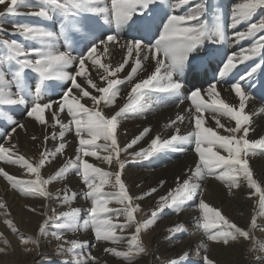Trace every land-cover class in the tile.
Instances as JSON below:
<instances>
[{
    "label": "snow or ice",
    "instance_id": "snow-or-ice-1",
    "mask_svg": "<svg viewBox=\"0 0 264 264\" xmlns=\"http://www.w3.org/2000/svg\"><path fill=\"white\" fill-rule=\"evenodd\" d=\"M165 3L175 12L181 6L192 4V0H175L174 3L173 0H110V4L107 0H37L36 4L29 0H0V5L4 6V10L0 11V18L5 15H30L51 20L53 14L59 13L67 21L74 20L80 13H90L103 17L104 24L114 25L116 29L102 38L92 39L86 51L79 55H74L71 46L67 44L64 50H60L56 46L57 34L43 25L12 23L13 35L35 42L38 45L35 47L16 39H5L0 35V64L7 63L9 66L7 71L0 66V115L6 106H25L27 117L39 124L42 130L59 127L58 134L53 131L49 135L44 131L41 142L43 150L39 152V159L33 160L20 153L18 145L12 139L17 129H25L26 125L13 121L15 126L6 135V143H0V162L18 166L30 178L23 179L10 174L4 167H0V177L25 197L39 198L42 201L56 199L62 205H70L78 195L90 201L87 219L83 223L78 220L81 209L77 207L59 213L52 209L50 215L47 211L41 213L45 218L39 225L38 236L45 235L51 225L54 229L51 235L57 242L56 254L64 257L60 264H99L98 258L91 252L84 254V248L89 246L87 241L69 239L67 236L68 233L74 234L88 229L96 241L91 247H102L105 254L131 264L137 256L147 253L141 235L156 224L159 215L165 209H171L178 214L186 202L195 201L197 197V228L202 230L206 241L200 245L203 249L202 264H216L209 255L210 244L230 246L238 240L249 241L254 246L257 244L254 231L258 227L257 217L264 215V183L255 177L249 157L264 153V135L253 139L249 134L253 131V116L264 114V107L259 109V113L246 111L250 100L246 81L251 80L258 71L264 70V35H259L250 47L227 54L226 59L221 60L218 76L206 88H196L189 95L182 96L184 85L181 75L191 64L190 57L193 53H198L205 42L220 44L227 37L221 15L216 14L214 26L209 28L202 19L206 11L205 4L196 2L184 14H169L166 11L167 19L162 22L163 27L154 42L146 44L142 38L121 40L119 30L126 26L131 27L135 23L134 17L144 16L153 6L164 9ZM22 7L29 11L20 12ZM260 9H264V0H239L232 5L229 26L235 30L242 23L247 24L246 30L232 33L233 42L239 44L240 41L255 38L258 33L264 32V16L253 22L254 15ZM139 30L151 31V24L146 22ZM5 31L0 24V33ZM110 46H118L124 51L122 62L115 66L102 62V58H108ZM257 56H262L261 62L255 63L238 78H232L240 64ZM143 61H154V70L145 77L136 79L138 73L144 71ZM89 64L95 70L100 83L87 74L86 65ZM126 66L131 70L120 78L119 74ZM70 67H74L75 71H68ZM26 70L35 73L37 77L31 87L24 80ZM78 77H82L84 83L94 91L86 90L82 83L77 82ZM49 81H69L71 87L63 92L59 101L45 102L48 89L53 86L47 83ZM125 84L130 88L127 102L113 115L106 114L104 109L115 104L120 88ZM221 85L222 90L234 94L238 103L221 97V90L218 89ZM149 90L167 93L178 102L177 106L185 100L190 101L191 107L187 110V115L190 117L192 130L187 135L180 134L177 125L183 123L185 115L178 113L175 119L165 125L176 129L169 138L156 135L150 139L148 147L136 151L134 146L151 132L150 127H144L139 135L121 147L118 143L119 120L129 111H145L143 97ZM86 98L91 106L82 103ZM46 111L50 112V119H46ZM64 112L70 117L67 123L61 119L60 114ZM205 113L214 120L215 127L205 126ZM221 117L226 118L228 123L222 122ZM221 129L224 134L220 133ZM73 131L78 142L75 159H67L54 174L42 178L41 169L64 155L67 147L65 134ZM31 139L40 142L38 136L33 135ZM57 140L58 144L52 149L47 147L49 141ZM98 141L104 143L98 144ZM184 142L194 145L193 151L197 157L194 168L187 169L185 176H178L175 188H169L164 194L158 195L150 214L137 220L135 214L141 211V204L138 202L151 199L153 194L164 188L166 181L161 179L158 186L149 187L139 195L130 194V189L122 180L126 165L148 160L165 150H175L178 143ZM101 151L106 154L101 156ZM121 153L127 158H121ZM85 157L96 158L109 166L114 164L118 170L106 171L89 163ZM70 171L80 177L86 190L80 193L71 191L69 195L70 189L65 186L58 189L54 197L47 186L65 179ZM208 177L223 183L229 195L234 194V189H242L246 183L248 198L253 199L255 207L251 220L245 227L238 226L221 208L211 206L205 201L202 182ZM106 186L113 190L104 191ZM61 191L63 196L60 195ZM257 197L258 199H254ZM113 202L120 207H108ZM43 207L47 209L48 204L44 203ZM28 211L36 212L37 209L28 207ZM9 215L6 202L0 198V216L5 217L3 223L13 234L19 235L20 244L26 246L24 251L31 252L33 249L27 245L38 246L39 239L19 234L16 224L7 218ZM121 217L123 222H119ZM167 231L170 233L169 238H174L184 228L183 225L176 224ZM125 232L129 233L127 237L123 235ZM2 236L0 233V237ZM125 240L126 249L118 250L115 245ZM3 244L7 246L9 241L3 239ZM259 248L264 251V242H259ZM5 251L4 247H0V253ZM187 255L185 252L179 258L167 261V264H184Z\"/></svg>",
    "mask_w": 264,
    "mask_h": 264
},
{
    "label": "bare ground",
    "instance_id": "bare-ground-1",
    "mask_svg": "<svg viewBox=\"0 0 264 264\" xmlns=\"http://www.w3.org/2000/svg\"><path fill=\"white\" fill-rule=\"evenodd\" d=\"M29 2L32 4H36L37 0H29ZM107 2L110 4L109 1ZM174 2L175 0H173V3ZM236 2H239V0H205L204 4L206 11L202 19L206 22L207 26L211 28L214 26L216 14L219 13L221 15V21L227 39L220 44H211L209 42H205V45L201 47L198 53H193L192 57H190L191 64L181 75V79L184 85L182 89L183 91L181 92L182 96L189 95L190 92L196 90V88H206L210 83L214 82V77L218 76V68L222 66L221 60L226 59L227 54L238 52L240 48L250 47L259 35H264V32H262L258 33L257 37L255 38H248L240 41L239 44L233 42L232 33L234 31L246 30L247 27L246 23H242L235 30L229 26L231 22V7ZM194 4L195 3L192 0V4L181 6V8L175 10V12H172L170 9V5L165 3L163 5L164 9L161 7L157 8L156 11L154 10V13H152V11H147L149 14L146 15V18L144 17L142 22H135L131 27L126 26L123 29L119 30L121 40L142 38L144 39V42L146 44L154 42V39L159 35V30H161L160 24L162 22L159 21V24H157L155 21L151 20V18L156 19L157 15H163L166 21V11H168L169 14H184L188 10V8L193 7ZM2 6L3 5H0V11L2 10ZM19 11L26 13L29 11V9L22 7L19 9ZM57 14L59 13L53 14L51 20H44L30 15H17L14 16L16 18L15 21H12L17 23L38 24L43 26L49 25V30L57 34L58 39L56 41V46L60 50H64L65 45H69L68 36L72 32V27L69 26L70 21L65 20V24L60 28L58 33L56 29V23L60 22V20H56ZM94 16L95 15L90 13H80L78 18L77 15V27L75 29L78 33L82 34L80 35L82 37L77 39L79 41L81 40L80 43L85 46L84 51H86V44L91 40L90 34H93L96 31L99 33V31L105 29L106 27L104 28V26L102 27V25L109 26L107 24H104L102 20L103 17L101 18L99 16ZM261 16H264V9H260L257 11V13L253 17V22L258 21ZM11 18H13V16ZM12 21L9 20L6 16V32L7 30H12ZM72 21L74 22V20ZM79 21H81V23ZM88 21H90L96 31H92L90 30V28L85 26ZM146 22L151 24V31H140V26ZM109 27H114V25ZM155 30H157V33L153 34ZM99 37L102 38V36ZM6 38L10 40L16 39L17 41L26 43L32 47H35L36 44L35 42L25 41L21 36L13 35V33H10L9 35L8 33H6ZM78 40L77 42H79ZM73 54L76 55L75 50H73ZM123 55L124 51L121 50L118 46H110L109 56L107 59L102 58V62L110 63L111 65L115 66L119 62H122ZM262 56H264V54H262ZM262 56H257L252 60L240 64L238 68L233 72L232 78H238L239 75L245 73V71H247L251 66H254L255 63L261 62ZM154 63V61H143L144 71L138 73L136 79L143 78L151 71H153ZM86 67L88 68L87 74L93 76L96 82L100 83L99 77L96 76L95 70L91 69L90 64L86 65ZM67 70L70 72H74L75 68L70 67ZM130 70V67L126 66L125 70H123L119 74L120 78H123V76L126 75V72ZM50 82L54 83L52 89L57 88V95H59L60 97H62L63 92L67 90V88L71 87L69 81ZM80 83H82V86H84L86 90L94 91L89 88L86 83H84L83 78L82 80H80ZM218 89L221 90V97L223 99L233 103H238V99L234 98V94H230L228 91L222 90V85L218 86ZM129 90V85L125 84L121 86L120 93L115 104L105 108V113L108 115H113L115 111H118L119 108L127 102L126 97ZM246 91L250 96V100L248 101L246 106V111L259 113V109L261 107H264V70L258 71L251 80L246 81ZM146 95L147 97L143 98V104L146 109L145 111H129L125 117L119 120L118 143L121 147H123L127 142H130L131 139H133L136 135H139L144 127H150L151 132L149 136H146L139 142L138 145L134 146V149L136 151H139L141 148L148 147L150 139L155 137L156 135H160L165 139L169 138L176 131V129L165 127V125L168 124L170 120L175 119L178 113L185 115V120L183 121V123L177 125L180 129V134L184 135L192 130L190 117H188L187 115V110L191 107L190 101L185 100L183 104L177 106L178 102H176L167 93H161L153 90L151 93L146 92ZM55 98L53 97V99ZM55 101L57 100H54V102ZM149 102L151 103L149 104ZM84 103H86V105L88 106H91V103L90 101H87V98L85 99ZM60 115L61 119H63L65 123H67L70 119V117L67 116L66 112L61 113ZM204 115L206 121L205 126L215 127L214 120L211 118V116H209L207 113H205ZM45 116L46 119H50V112L46 111ZM24 119L20 122L25 124L26 128L17 129V131L13 134L12 139L13 142L18 145L20 153L24 154L26 157L36 160L39 159V152L43 150V145L41 142L43 140L44 131H47L49 135H51L53 131L58 134L59 127L55 129L49 128L47 130H42L41 126L35 123L31 118H28L26 120ZM221 120L224 123H228L226 118L221 117ZM252 128L253 131L249 134L250 138L254 139L258 138L261 135H264V114H257L253 116ZM219 131L221 134H224L222 129ZM33 135L40 137V142H34L31 139ZM65 141L67 143V147L64 150V155L60 156L57 160L50 162L41 169L42 178H47L49 175L54 174V172L58 170V168L61 167L67 161V159H75V149L78 144L75 138V134H73L72 132H66ZM58 142L59 140L49 141L47 147L49 149H52L54 145L58 144ZM103 143L104 142H99L98 144ZM177 147L178 149L172 151V158H169L168 160V162L174 160L175 161L171 164L169 163V165H167L163 169L147 170V168L149 169L150 167L158 166V160L157 163L154 162V165H151L152 162L150 163V161L149 163L146 162L147 164H145V168L140 166L144 164L145 161H142V163H130L126 165V168L123 170L122 180L130 189V194L139 195L142 191H147L149 187L158 186L161 179L166 181L164 188L160 189L158 193L153 194V197L151 199L146 198L144 201L138 202L141 204V211L135 214L137 220H142L150 214L151 209L155 207V201L158 195L164 194L169 188H175L176 178L178 176H185L187 169L194 168L195 158L190 153L192 148H188V152L185 153V151H187V145L185 143H182V145H179L178 143ZM99 154L103 156L106 153L101 151ZM224 154L226 155V153ZM121 158L127 157L124 153H121ZM89 160H91L90 163H93L94 165L101 167L106 171L115 172L116 170H118L114 164L112 166H109L93 157H91V159ZM249 160L255 177L258 179V181L264 183V153H258V156H250ZM0 167H4L7 171H9L10 174L17 175L21 178H30L24 173V170L20 169L19 167H7L5 164H3V162H0ZM31 178L34 179V177ZM137 185H139V187H137ZM65 186L70 189L69 195L71 194V191L80 193L81 191L86 190L81 184L80 177H78L74 171H70L65 179L54 181L53 183L49 184L47 188L55 197L57 190L63 189ZM202 186L204 188L203 198L211 206L221 208L224 214H226L233 222L237 223L238 226L245 227L250 222L255 205L253 203V199L248 198L246 183L244 184L242 189H234L233 195L228 194V189L223 183H221L220 181H216L211 177L206 178L202 182ZM112 190L113 189L110 188V191ZM63 194V191H61L60 195L63 196ZM0 198H2L6 202L8 211L10 213L9 217L7 218L12 219L16 224L18 233L24 235L25 237L32 236L34 238H39V250H36V246L28 245L27 247H30L33 250L31 252H25V246L20 244L19 235L13 234L3 223L5 217L0 216V231L3 234V236L0 237V247H4L6 249V256L10 255V257H12V263L18 261L20 262L21 259L26 257L28 254L29 262L27 264H33L34 261H37L34 264H38L44 259V257L54 258L56 256L61 258V256L56 254L57 242L51 235L53 229L51 225H49L48 231L45 235H43L42 237L37 236L39 225L45 218L43 215H41V213L47 211L50 215L52 209H56L57 213H59L62 211H68L72 207H77L81 209L78 220L80 223H83L85 217L87 216V214L85 215V213L87 212L89 206L82 195H78L70 205H62L56 199H53L51 201H42L39 198L34 199L32 197H22L19 196L18 193H15L12 189H10V186L2 177H0ZM254 199H258V197ZM198 201L199 197H197L195 201L186 202L183 210L178 214L174 211L171 212L170 209H165L159 215L156 224L153 225L149 230H146L144 233H142L141 240L143 245L146 248L149 246L148 254H142L144 255V257L140 256L142 264H149V260H152L151 264H163L171 259L179 258L185 252L188 253L185 260L194 261L195 264H202L203 249L200 247V245L202 242L206 241L202 230L197 228L199 209L195 205L198 204ZM44 203L48 204L47 209L43 207ZM28 207H35L37 211L30 212L28 211ZM119 222H123L122 217ZM257 223L258 227L254 231V235L257 239V244L255 246L251 242L243 240L233 242L230 246L210 244V258H212L216 262V264H264V251H261L259 248V242H264V215L257 217ZM176 224L183 225L184 231L175 234L174 238H169L170 233L167 231V229L175 226ZM124 234H126L127 237L129 233L125 232ZM67 236L69 239L76 238L81 241H87L89 246L84 248V254L87 255L88 252H91L98 258L99 264H119L117 261H114L112 259L111 255L105 254L102 250V247H91L92 244L96 243V241L94 240V236L92 237L91 232L86 230L74 234L68 233ZM3 239H7L9 241V244L7 246L3 244ZM115 246L118 248V250L119 248L126 249V240L121 241L120 244Z\"/></svg>",
    "mask_w": 264,
    "mask_h": 264
},
{
    "label": "rangeland",
    "instance_id": "rangeland-1",
    "mask_svg": "<svg viewBox=\"0 0 264 264\" xmlns=\"http://www.w3.org/2000/svg\"><path fill=\"white\" fill-rule=\"evenodd\" d=\"M107 1H109L110 2V0H107ZM194 1V3H196V2H202V3H204L205 2V0H193ZM159 8L160 6H153V8H152V10L151 11H154V10H156V8ZM2 8V10L1 11H3L4 10V6H2L1 7ZM149 12V11H148ZM146 13L142 18H140V17H134V20H135V22H137V23H139L140 21H142L143 19H144V17L146 18L147 16L146 15H148L149 13ZM85 14V13H84ZM6 16H7V18L9 19V20H13V21H15V17L13 16V18H11L12 16L11 15H5L3 18H0V24H2V26L6 29ZM10 16V17H9ZM95 17V16H94ZM78 18H79V15H78ZM77 16L75 17V19H74V22L72 21V20H69L70 22H69V26L70 27H72V32H71V34L68 36V40H69V45L70 46H72L71 48H73L72 50H75V52H76V55H79L82 51H84L85 50V46H83V44L82 43H80L81 42V40L79 41L77 38H81L82 36H80V35H82V34H80V33H78L77 32V30L75 29L77 26ZM102 18V17H101ZM138 19V20H137ZM57 21L58 20H60V22H57L56 24L58 25L59 23H61V24H59L58 26H60V27H58L57 25H56V29H57V31H58V33H59V30H60V28L65 24V19L60 15V14H57V19H56ZM76 20V21H75ZM102 20H103V18H102ZM12 21V22H13ZM62 21V22H61ZM160 21L161 22H163V21H165V17L163 16V15H161V18H160ZM76 22V23H75ZM80 23H81V21H79ZM75 23V24H74ZM71 24V25H70ZM161 25V29H162V27H163V24L161 23L160 24ZM48 28H47V27ZM86 27H88V28H90V30H95V28H94V26L90 23V21H88L87 22V24L85 25ZM104 26V28L105 29H103V30H101V31H99V33L96 31L95 33H93V34H90L91 35V40L92 39H94V38H97V37H99V36H103V35H106V34H108L109 33V31H111V32H115L116 31V29H115V27H109V26H106V25H102V27ZM44 27H46L48 30H49V28H50V26L49 25H45ZM87 28V29H88ZM73 29H74V31H73ZM6 33H8V35L10 34V33H13V30H7V32L5 31V32H3V33H0V35H2L3 36V38H5V39H7L6 38ZM73 33V34H72ZM76 33V34H75ZM157 33V31L155 32V34ZM96 34V35H95ZM90 35H88V36H90ZM74 36H75V38H74ZM72 40V41H71ZM77 40L79 41V42H77ZM84 40H85V38H84ZM90 40V41H91ZM89 41V42H90ZM18 42H20V41H18ZM72 42V43H71ZM77 42V43H76ZM89 42L86 44V47L89 45ZM75 44V45H74ZM78 44V45H77ZM34 46V45H33ZM35 46H38L37 44H35ZM74 46V47H73ZM83 47V48H82ZM76 48V49H75ZM83 49V50H82ZM7 63H3V64H0V66H2V67H4V69L7 71L8 69H9V66H8V64L6 65ZM14 67V66H13ZM27 71V72H26ZM25 71V74H24V80H25V83L26 84H28L30 87L31 86H33V84L32 83H34V81L37 79V77H36V74L35 73H33V72H31L30 70H26ZM27 73H29V74H27ZM80 78V79H79ZM80 80H82V77H78L77 78V82L78 83H80ZM47 83H50V84H52L53 86H54V83H51L50 81L49 82H47ZM71 84V83H70ZM52 86V87H53ZM52 87L51 88H49V90H48V92H47V96H45V102H47V101H53L54 102V100H57V101H59V99H61V97L59 96V95H57V92H58V89L57 88H53L52 89ZM52 90V91H51ZM62 91H64V90H62ZM153 90H149V91H147V93H151ZM183 91V90H182ZM49 93V94H48ZM74 94H75V92H74ZM53 97L55 98V99H53ZM147 97V95L145 94V97H143V98H146ZM48 98V99H47ZM82 103H84V101H82ZM148 103V102H147ZM151 102H149V104H150ZM173 103V102H172ZM88 106V105H87ZM9 107V108H8ZM13 107V108H12ZM8 108V109H7ZM7 108L5 107L4 109H3V114L2 115H0V143H6V135L8 134V133H10L11 132V129H12V127H14L15 125H14V123H13V121L15 122V123H21L20 121L21 120H23L24 118V120H26V119H28V117H27V115H26V111H25V106H7ZM10 109H12V110H10ZM11 111V112H10ZM18 118H20V119H18ZM4 122V123H3ZM2 125V126H1ZM6 125V126H5ZM191 129H192V126H191ZM73 134H74V131L72 132ZM184 135H187V134H184ZM3 138H5V139H3ZM99 142H103V141H98V143ZM186 145H187V151H185V153H187L188 152V148H192V150H191V155L195 158V160L197 159V157H196V155H195V153H194V151H193V148H194V145H192V144H189V143H187V142H184ZM179 145H182V143H179ZM176 147H177V145H176ZM176 149H178V147L177 148H175V150ZM172 151L173 150H165V151H162V152H160V153H158V154H156V155H154V158L153 157H151L150 159H148V160H145V162H144V164H142V165H140L141 167H144L145 168V164H147V163H149V161H150V163H151V165H154V162H156L157 163V161H158V163L159 164H157L158 166H153V167H150L149 169L147 168V170H151V169H157V170H160V169H163V168H165L167 165H169V163L171 164V163H173L174 161H171V162H168V160H169V158H172ZM184 153V154H185ZM221 154H223V155H225L224 153H221ZM159 156V157H158ZM255 156H258V154L257 155H255ZM179 158V157H178ZM177 158V159H178ZM85 159H87L88 160V162L90 163V161L91 160H89V159H91V157H86ZM174 159V158H173ZM176 159V160H177ZM153 160V161H152ZM162 160V161H161ZM147 162V163H146ZM139 163H142V162H139ZM7 167H18V166H10V165H6ZM154 167H156V168H154ZM159 168V169H158ZM22 178H24V179H26L25 177H22ZM212 178V177H211ZM28 179V178H27ZM80 181H81V179H80ZM81 184H82V181H81ZM82 186H83V184H82ZM84 187V186H83ZM85 188V187H84ZM10 189H12L11 187H10ZM15 193H18V195L19 196H22L19 192H17V191H15L14 189H12ZM104 191H110V188L109 187H107L106 186V188H104ZM23 197V196H22ZM25 197V196H24ZM87 202V204L89 205L88 206V208H90V201H86ZM110 208H117V207H120V206H118L117 204H115L114 202L113 203H110L109 205H108ZM171 210V209H170ZM171 212H173V210H171ZM87 214V212L85 213V215ZM87 217V216H86ZM85 217V219H87ZM54 229H52V231H53ZM87 231H89V232H91V230L90 229H88ZM0 233H2L1 231H0ZM38 233V232H37ZM203 233V232H202ZM92 234V233H91ZM117 234H120L119 232L117 233ZM125 237H126V234H123ZM37 236H38V234H37ZM92 237H93V234H92ZM36 238H38V237H36ZM39 239V238H38ZM153 245V244H152ZM28 246V245H27ZM26 247V246H25ZM36 250H39V245L38 246H36ZM119 250H125V249H123V248H119ZM148 252H149V246L147 247V254H148ZM140 256H143L144 257V255H139V256H137L132 262H131V264H134L135 262H137V263H135V264H139V263H141L142 264V260H140ZM60 257H44V259L41 261V262H39L40 264H50V262H51V264H60V262H61V260L62 259H64L63 257H61L60 259H59ZM112 259L114 260V261H117L119 264H127V262L126 261H124V260H122V259H119V258H115V257H113L112 256ZM12 261H13V259H12V257H10V255H7L6 256V253L5 252H3V253H0V264H27L28 262H29V254L26 256V257H24V258H22L21 259V261L19 262H14V263H12ZM151 261V262H150ZM37 261H34L33 262V264L34 263H36ZM38 263V264H39ZM152 263V260H149V264H151ZM163 264H167V262H165V263H163ZM184 264H195V262L194 261H187V260H184Z\"/></svg>",
    "mask_w": 264,
    "mask_h": 264
}]
</instances>
